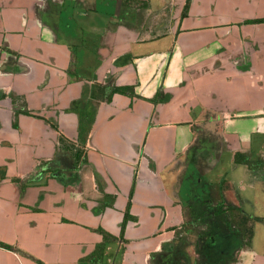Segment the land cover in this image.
I'll return each mask as SVG.
<instances>
[{"label": "crops", "instance_id": "obj_1", "mask_svg": "<svg viewBox=\"0 0 264 264\" xmlns=\"http://www.w3.org/2000/svg\"><path fill=\"white\" fill-rule=\"evenodd\" d=\"M237 154L264 164V0H0V264H264Z\"/></svg>", "mask_w": 264, "mask_h": 264}, {"label": "trees", "instance_id": "obj_2", "mask_svg": "<svg viewBox=\"0 0 264 264\" xmlns=\"http://www.w3.org/2000/svg\"><path fill=\"white\" fill-rule=\"evenodd\" d=\"M188 6H189V1L186 4L184 14L186 13V11L188 9ZM114 92L125 94V95H134V92L132 90H130V89H121V88H119V89H115ZM161 97H162V92H159V94L157 95V98L155 99V101L158 102L161 99ZM25 113L30 114L28 111H25ZM236 162L248 165L250 168H259V167L264 166L263 163L253 162V161L250 160V158L245 157V156L240 155V154L236 155ZM216 213H218L219 215H222L223 211H222V209H219V210H217ZM126 222H127V220H125L124 227L126 225ZM221 227H222V225H218V226L216 225L214 227V229L218 230ZM103 233H104V237H105L106 240L113 239L112 236L106 234L105 232H103ZM209 258H210L211 262H216L218 260L216 254L214 252H212V251L209 252Z\"/></svg>", "mask_w": 264, "mask_h": 264}, {"label": "rangeland", "instance_id": "obj_3", "mask_svg": "<svg viewBox=\"0 0 264 264\" xmlns=\"http://www.w3.org/2000/svg\"><path fill=\"white\" fill-rule=\"evenodd\" d=\"M217 221L219 222V223H217L218 225L223 226V224L221 223V221H223V219H218ZM233 230L237 231L235 228H231V231H233Z\"/></svg>", "mask_w": 264, "mask_h": 264}]
</instances>
